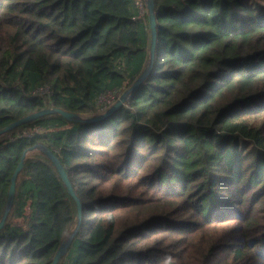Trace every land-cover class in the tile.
Instances as JSON below:
<instances>
[{
  "label": "trees",
  "instance_id": "1",
  "mask_svg": "<svg viewBox=\"0 0 264 264\" xmlns=\"http://www.w3.org/2000/svg\"><path fill=\"white\" fill-rule=\"evenodd\" d=\"M0 0V220L25 149L82 203L58 264H264V0ZM46 89L45 93L38 90ZM117 94L104 109L102 97ZM104 109V110H102ZM78 205L43 150L0 227V264H52Z\"/></svg>",
  "mask_w": 264,
  "mask_h": 264
},
{
  "label": "water",
  "instance_id": "2",
  "mask_svg": "<svg viewBox=\"0 0 264 264\" xmlns=\"http://www.w3.org/2000/svg\"><path fill=\"white\" fill-rule=\"evenodd\" d=\"M147 4H148V8H149V14H150V26H151V31H152V44H151V56H150V62L147 66V68L144 70V72L141 74V76L137 79V81L134 83L133 87L125 92L116 102L115 104L109 108L106 112L96 115V116H92L89 118H86V120H95L98 118H101L103 116H105L106 114L110 113L113 109H115L116 107L122 105L124 103V101L127 99V97L129 96V93L135 89L141 82L142 80L147 76V74L149 73L151 66L153 64V61L155 59V46H156V39H157V27H156V14H155V5L153 0H147ZM53 112H59L62 113L63 115L70 117V118H79V116L77 114H75L74 112H70L64 108L61 107H47L44 108L42 110L36 111L34 113L28 114L22 118L17 119L16 121L12 122L11 124H9L8 126H6L5 128H3L2 130H0V135L4 134L5 132H7L8 130L12 129L13 127L25 123L27 121L33 120L35 118H38L44 114L47 113H53ZM33 150H43L46 154H48V156H50V158L53 160L54 164L56 165L58 171L60 172L64 182L66 183V186L69 190V192L73 195V197L76 199L77 201V205H78V215H79V223L77 225V227L75 228V230L71 233V235L67 238V240L61 245V247L59 248V250L57 251L54 260L52 262V264H58L59 260L61 259L62 255L65 253V251L67 250L68 246L71 244V242L73 241V238L75 236V233L80 225L81 222V217H82V203L81 200L75 190V187L73 185V183L71 182L67 171L65 169V167L63 166L61 160L59 159V157L57 156V154L54 152L53 149L47 147V146H43L41 144H35L33 146H30L29 148L25 149L21 160L18 164V166L16 167L14 174L12 176V182H11V186H10V190H9V194H8V200H7V207L6 210L4 212V215L2 217V219L0 220V227L3 226V224L5 223L7 216L9 214V211L11 209V206L13 204L14 201V196H15V192H16V183H17V179L18 176L24 166L25 160L27 158V155L29 152L33 151Z\"/></svg>",
  "mask_w": 264,
  "mask_h": 264
},
{
  "label": "rangeland",
  "instance_id": "3",
  "mask_svg": "<svg viewBox=\"0 0 264 264\" xmlns=\"http://www.w3.org/2000/svg\"><path fill=\"white\" fill-rule=\"evenodd\" d=\"M146 4H147V0H134L133 1V6H132L133 10L135 11L134 13L136 14V17L140 18L139 19V33H140V36H141L143 41H146L147 38H148L147 19H146V16H145L146 12L148 11ZM38 92L45 93L46 89L38 90ZM112 95L113 94H111V97L108 96V95H106L107 97H104V96L102 97L101 106L104 105V109H107L108 105L110 103L111 104L113 103ZM104 109H102V110H104ZM35 151L36 150H33V151L29 152L28 155H32Z\"/></svg>",
  "mask_w": 264,
  "mask_h": 264
},
{
  "label": "built area",
  "instance_id": "4",
  "mask_svg": "<svg viewBox=\"0 0 264 264\" xmlns=\"http://www.w3.org/2000/svg\"><path fill=\"white\" fill-rule=\"evenodd\" d=\"M111 94H113V93H111ZM111 94H110V95H111ZM116 95H117V94H113V95H112V98H113L112 100H114V98L116 97ZM110 97H111V96H110ZM109 99H110V98H109Z\"/></svg>",
  "mask_w": 264,
  "mask_h": 264
}]
</instances>
